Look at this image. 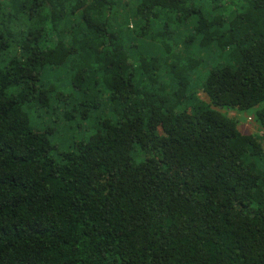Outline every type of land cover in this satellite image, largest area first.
<instances>
[{
  "label": "trees",
  "instance_id": "1",
  "mask_svg": "<svg viewBox=\"0 0 264 264\" xmlns=\"http://www.w3.org/2000/svg\"><path fill=\"white\" fill-rule=\"evenodd\" d=\"M219 109L264 131V0H0V264H264V147Z\"/></svg>",
  "mask_w": 264,
  "mask_h": 264
},
{
  "label": "rangeland",
  "instance_id": "2",
  "mask_svg": "<svg viewBox=\"0 0 264 264\" xmlns=\"http://www.w3.org/2000/svg\"><path fill=\"white\" fill-rule=\"evenodd\" d=\"M227 13L234 10L238 5V2L233 5L227 4ZM225 7V6H224ZM226 13V14H227ZM192 21V20H191ZM164 23V21L162 22ZM158 23L155 22V29ZM190 27H182L176 29L174 25H169L170 30L175 31V33L180 34L182 37L188 36L190 34ZM139 53H143V50H139ZM151 55H155L152 51ZM197 75L193 76L192 89L196 93L198 100L210 103L207 96L202 91L201 80H196ZM68 74L65 68H57L52 70H47L42 78V83L47 87H54L57 93L63 94L64 97L72 95V89L67 84ZM159 84L163 87L165 93L168 97H171V93L175 90L174 85L170 88L172 82L169 77H162V74H158ZM172 89V90H171ZM65 106L60 105L59 111H41L38 114L32 116V125L37 127V129H54V134L50 136L51 143L58 148L59 151H67L74 142H81L87 140L88 128H87V118L83 119L81 115L74 114V118L66 121L60 117L61 113L64 112ZM68 110V109H66ZM222 115L228 117L237 122L238 130L242 135L246 136H258L261 140L262 146L264 147V131L258 127L254 121L253 112L254 110H248L245 112H238L228 109L218 110Z\"/></svg>",
  "mask_w": 264,
  "mask_h": 264
}]
</instances>
